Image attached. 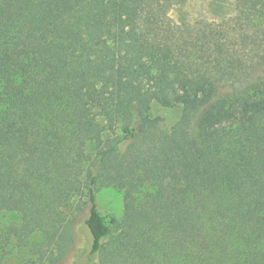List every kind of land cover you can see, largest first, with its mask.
Returning a JSON list of instances; mask_svg holds the SVG:
<instances>
[{"label":"trees","instance_id":"obj_1","mask_svg":"<svg viewBox=\"0 0 264 264\" xmlns=\"http://www.w3.org/2000/svg\"><path fill=\"white\" fill-rule=\"evenodd\" d=\"M187 1L0 0V264L61 256L85 209L99 264H264V0L177 26Z\"/></svg>","mask_w":264,"mask_h":264},{"label":"rangeland","instance_id":"obj_2","mask_svg":"<svg viewBox=\"0 0 264 264\" xmlns=\"http://www.w3.org/2000/svg\"><path fill=\"white\" fill-rule=\"evenodd\" d=\"M234 0H189L183 4L172 6L168 12L171 22L175 25L219 23L234 15ZM181 109L162 108L153 104L150 115L159 119V128L169 129L179 119ZM98 210L105 214L111 213L117 221L114 231L117 232L124 216L122 193L112 186H100L96 192ZM77 222L74 226L72 243L61 256L57 252L44 255L41 259L20 248L18 243L9 241L5 247V264H99L96 255L91 254L92 238L85 227L86 209L77 211ZM19 218L14 213L0 212V231L17 223Z\"/></svg>","mask_w":264,"mask_h":264}]
</instances>
